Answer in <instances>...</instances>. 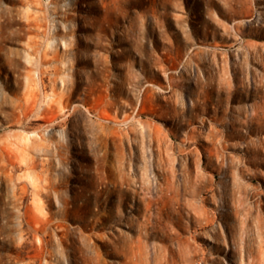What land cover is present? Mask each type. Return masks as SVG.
Returning a JSON list of instances; mask_svg holds the SVG:
<instances>
[{
  "label": "rangeland",
  "instance_id": "rangeland-1",
  "mask_svg": "<svg viewBox=\"0 0 264 264\" xmlns=\"http://www.w3.org/2000/svg\"><path fill=\"white\" fill-rule=\"evenodd\" d=\"M263 112L264 0H0V264H264Z\"/></svg>",
  "mask_w": 264,
  "mask_h": 264
},
{
  "label": "bare ground",
  "instance_id": "bare-ground-1",
  "mask_svg": "<svg viewBox=\"0 0 264 264\" xmlns=\"http://www.w3.org/2000/svg\"><path fill=\"white\" fill-rule=\"evenodd\" d=\"M56 99V98H55ZM56 101V100H55ZM50 108V107H49ZM263 111V110H262ZM60 112V111H59ZM57 113H58V111H57ZM262 114H264V112L262 113ZM53 119V118H52ZM55 124V123H54ZM58 124V123H57ZM32 156H33V154H32ZM29 158V157H28ZM47 159H49V158H47ZM27 160V159H26ZM31 162V161H30ZM33 163V162H32ZM32 163H29V164H32ZM38 190V189H37ZM250 264H252V263H250Z\"/></svg>",
  "mask_w": 264,
  "mask_h": 264
}]
</instances>
